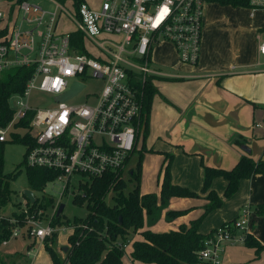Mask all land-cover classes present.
<instances>
[{
  "label": "built area",
  "instance_id": "1",
  "mask_svg": "<svg viewBox=\"0 0 264 264\" xmlns=\"http://www.w3.org/2000/svg\"><path fill=\"white\" fill-rule=\"evenodd\" d=\"M52 1L54 9L45 10L29 0H0L5 5L4 10L0 6V70L33 66L24 90L9 98L13 116L0 127V141L15 132L27 135L31 143L26 165L55 172L53 180L62 181L64 192L75 188L70 182L76 174L78 189L84 178H123L143 128L146 83L159 74L152 65V49L169 42L180 62L195 65L207 0H97L96 5L80 1L76 7L70 3L73 14ZM248 8L251 13L264 9V0H250ZM62 11L75 23L69 32L57 31ZM257 41L258 54L264 55V41L258 35ZM91 80L100 83L98 92L85 94L93 102H70ZM76 83L82 85L76 94L59 99ZM33 90L50 95L53 104L31 106ZM57 207L50 215L41 207L31 213L22 209L23 225L6 218L11 233L1 243L23 228L42 243L57 231L51 224ZM253 216L245 205L235 219L205 236L195 264H224L225 248L244 243Z\"/></svg>",
  "mask_w": 264,
  "mask_h": 264
},
{
  "label": "crops",
  "instance_id": "2",
  "mask_svg": "<svg viewBox=\"0 0 264 264\" xmlns=\"http://www.w3.org/2000/svg\"><path fill=\"white\" fill-rule=\"evenodd\" d=\"M241 8L246 17L235 23L228 14L233 15L236 8L209 5L204 12L198 61L193 66L180 62L169 42H160L152 49V65L159 74L151 81L158 92L152 100L143 147L145 152H156L161 167L166 154L172 155V182L200 196L171 197L161 213L163 219L167 210L188 211L167 220L159 229L148 227L145 217L144 228L155 232L177 229L203 213L207 203L201 193L203 165L230 169L242 155L264 160V55L258 54L257 46V35L264 41V9L251 13L249 8ZM226 185L224 178L216 177L211 188L221 194ZM151 192L140 190L141 194ZM224 204L202 219L199 232L207 234L232 221L248 205L254 212L250 235L264 245V214L255 212L257 205L264 204V175L255 173L241 179L237 191L225 198ZM141 239L140 231L130 234L124 246V263L131 262L133 241ZM35 245L33 239L26 246L29 258L23 253L30 264L36 263L35 255L44 248L43 242L37 248ZM46 256L51 264L49 254ZM222 260L224 264H264V249L256 255L244 243L228 245Z\"/></svg>",
  "mask_w": 264,
  "mask_h": 264
},
{
  "label": "trees",
  "instance_id": "3",
  "mask_svg": "<svg viewBox=\"0 0 264 264\" xmlns=\"http://www.w3.org/2000/svg\"><path fill=\"white\" fill-rule=\"evenodd\" d=\"M80 1L71 0V3L76 7ZM207 3L250 7V0H207ZM32 72L33 66H11L0 70V127L8 124L13 116V110L9 106L10 96L24 90L25 83ZM157 92L152 81H147L142 110L144 117L143 140L147 136L151 104ZM7 141L22 142L25 144L26 150L27 144L31 143L27 135L23 136L17 132L11 133L10 140L0 141V217H2L0 218V242L8 239L11 233L12 225L6 218H15L22 224L25 216L22 210H13L10 214L1 213V208L11 199L10 183L15 178V174H4L3 172L4 146ZM171 162L172 155L166 154L158 176V193H140V159L136 169L130 170L135 185L127 193L124 192L126 186L124 179L110 174L81 183V189L73 194L72 201L79 205L84 204L88 213L84 218L64 221L68 227L80 224L79 227H74L67 237L68 248L65 251V258L61 259L52 246L53 238L46 237L43 240L44 249L49 254L51 264H135V261L146 264H195L197 252L202 248L203 238L213 231L202 234L199 232V225L208 213L219 208L223 203V198L211 188L213 179L222 177L226 180L227 185L223 196L228 198L237 191L241 179L248 178L255 173L264 175V160L262 158L255 160L248 155H242L230 169L203 165L201 193L205 194L207 200L203 206V213L192 220L189 225L181 224L177 229L155 232L144 228L145 217L158 208L159 204L166 205L171 197L200 196L199 193L172 182ZM25 175L28 189L35 192L43 190L47 182L55 178L56 173L52 170L27 165ZM109 191L113 192L112 204L105 202V196ZM48 204L53 205L52 198L44 201V204L43 199L36 196L33 204L26 200V206L30 213L40 207L45 208ZM187 211L188 209L167 210L165 217L167 220H171ZM255 212L264 214V204L257 205ZM59 218L60 216L55 214L51 224L53 226L61 224ZM136 231H140L142 239L133 241L130 252L131 262L124 263L122 258L125 252V243L130 234ZM244 245L253 248L256 255H259L264 249V245H261L250 234L246 236ZM5 262V260H0V264H5Z\"/></svg>",
  "mask_w": 264,
  "mask_h": 264
},
{
  "label": "rangeland",
  "instance_id": "4",
  "mask_svg": "<svg viewBox=\"0 0 264 264\" xmlns=\"http://www.w3.org/2000/svg\"><path fill=\"white\" fill-rule=\"evenodd\" d=\"M29 1L39 4L45 10H53L55 6V3L52 0H29ZM54 1L63 5L67 12L73 14V9L70 4L71 0H65V1L54 0ZM81 1L89 3L90 5L97 4V0H81ZM210 4L212 3H206V5L204 6V12L207 10V8H209ZM0 6L3 10L5 9L4 4H0ZM223 6H228V5H223ZM233 8H236V11L234 12L233 15L232 13H229L228 14L229 17L231 18L232 22L233 21L235 23L241 22L242 18L244 19L246 17L245 11L239 6ZM67 12L62 11L60 15L59 22L57 25V31L59 32H69L75 28V23L73 22L71 16L68 15ZM99 90H100V83L98 81L91 80L87 83L84 90L81 93H79L77 96L72 98L70 102L80 103L87 100L89 103H92L93 98L86 99L85 94L98 92ZM50 97L51 96L46 93H42L38 90H33L29 97V103L33 107L45 108L53 104V102L50 100ZM7 140H10V136H8ZM145 151L146 150L143 147V137L141 132L139 136L137 148L135 149L134 153L131 155L129 162L127 163L123 171V179L126 185L124 189L125 193L131 190L135 185V180L132 179L130 175V169H134V170L136 169V165L139 159H140V168H141L140 182H139L140 190L144 189L148 192L153 191L155 193H158L159 191V184L157 182V178H158L157 172L160 166V162H158V157L156 155V152L153 151L145 152ZM25 152H26V146L22 142L7 141L5 143L4 154H3L4 156L3 172L4 174H15V178L12 179L10 183L12 189L11 199L6 205H4L1 208L2 214H7V213L10 214L13 210L20 211L24 208H27L26 206L27 199L23 194L24 190L28 189V182L25 175V170L27 166L24 160ZM78 179H79V175L76 174L70 182V185L74 186L75 188L70 187L64 192L62 191V185H63L62 181H57V180H52L50 182H47L43 190L34 192V195L37 198L41 200L43 199V204L44 201L48 200L49 198H52L53 205L48 204L44 208L47 215H50L53 212L52 207H54L55 205L58 206L59 203L64 205L63 210L59 215L60 222L62 223L55 226L57 231L55 232V235L51 236V238H53L52 246L57 250L56 252L61 259L65 258L66 256V252L63 250V248L64 247L68 248V241H67L68 235L72 232L74 227L80 226V224H77L69 228L64 221L66 219L73 221V219L75 218H84L88 213V210L86 209L84 204L79 205L77 203H73L72 201L73 194L75 192H78ZM84 179L88 180L87 178ZM223 193L221 192V194L219 193L217 194L218 196L223 198L222 205H225L224 204L225 198L223 196ZM112 195L113 192L109 191L105 196V202L107 204L113 203ZM167 205L168 203L166 205L164 204V206L159 204L158 208L154 209L152 213L146 216V225L148 227L152 229H159L164 227L167 218L165 217L164 220L161 217V213L163 212L164 207H167ZM24 221L25 219L23 220V222ZM43 223H47V220L44 219ZM20 225H23V223ZM33 239L34 238L32 236L26 234L25 228H23L20 234L8 240V244L3 245L0 242V260L7 261L6 264H30L31 261L27 260V258L23 253L27 252L26 246ZM39 244L40 241H36L35 247L37 248ZM28 254L29 253L27 252L26 255L28 256ZM46 255H47V251L44 248L40 249L38 254L35 255L36 263L34 262L33 263L48 264V259ZM30 257L32 258L33 256L30 255Z\"/></svg>",
  "mask_w": 264,
  "mask_h": 264
},
{
  "label": "water",
  "instance_id": "5",
  "mask_svg": "<svg viewBox=\"0 0 264 264\" xmlns=\"http://www.w3.org/2000/svg\"><path fill=\"white\" fill-rule=\"evenodd\" d=\"M81 88H82V85L76 83V84H74V85L72 86V88H71L70 91H68L66 94L60 96L59 99H61V100L67 99L68 97H70V96L76 94ZM23 194H24V196L26 197V199L29 200V202H30L31 204L34 203V201H35V196H34V192H33L32 190H30V189H26V190H24ZM63 207H64V205L61 204V203H59V205H58V207H57V211H56V215H57V216H59V215L61 214V212H62V210H63ZM63 250L66 251V250H67V247H64Z\"/></svg>",
  "mask_w": 264,
  "mask_h": 264
}]
</instances>
